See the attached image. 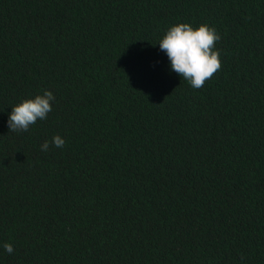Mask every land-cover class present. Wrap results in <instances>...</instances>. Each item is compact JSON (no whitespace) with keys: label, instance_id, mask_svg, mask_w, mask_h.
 Masks as SVG:
<instances>
[{"label":"trees","instance_id":"obj_1","mask_svg":"<svg viewBox=\"0 0 264 264\" xmlns=\"http://www.w3.org/2000/svg\"><path fill=\"white\" fill-rule=\"evenodd\" d=\"M183 22L221 36L199 89ZM0 264H264V0H0Z\"/></svg>","mask_w":264,"mask_h":264},{"label":"clouds","instance_id":"obj_2","mask_svg":"<svg viewBox=\"0 0 264 264\" xmlns=\"http://www.w3.org/2000/svg\"><path fill=\"white\" fill-rule=\"evenodd\" d=\"M220 39L214 26L201 23L194 27L191 23L183 22L172 25L166 31L159 41V47L167 54L171 70L188 81L192 88L199 89L222 67L220 50L216 48ZM54 100L55 96L50 90L35 97L24 98L22 102L12 106L8 120L9 130L28 131L38 119L47 118ZM52 142L57 148L65 145V140L58 134L53 137ZM41 150H49L48 141L43 142ZM3 248L9 254L14 251L9 242L4 243Z\"/></svg>","mask_w":264,"mask_h":264}]
</instances>
